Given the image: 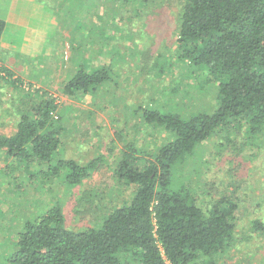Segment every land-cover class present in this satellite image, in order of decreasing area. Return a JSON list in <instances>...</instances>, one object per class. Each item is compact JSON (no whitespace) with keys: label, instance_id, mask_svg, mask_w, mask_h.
Returning <instances> with one entry per match:
<instances>
[{"label":"rangeland","instance_id":"374dc122","mask_svg":"<svg viewBox=\"0 0 264 264\" xmlns=\"http://www.w3.org/2000/svg\"><path fill=\"white\" fill-rule=\"evenodd\" d=\"M184 2L0 0V16L8 15L11 22H21L14 38L6 40L8 48L19 54L18 61L24 65L41 56L46 58H40L36 66L42 68L38 70L41 76L13 74L11 78L17 79L18 86L0 97V116L15 113L10 99L31 87L55 97L62 119V140L49 163L26 166L27 161L15 171L0 151V238L8 240V246L0 244V264H7L6 256L15 248L13 242L22 229L21 218L32 219L59 203L65 209L67 226L85 229L98 221V216L108 215L114 207L129 201L134 188L118 185L113 174L125 144L134 141L139 147L154 151L173 137L170 132L169 135L144 124V108L165 106L185 116L197 108L210 111L214 106L215 87L199 77V71L173 57L177 19ZM47 13L55 19V26L45 28L42 19ZM60 26L61 33L54 36ZM29 31L36 34L26 37ZM48 31L55 34L46 37ZM75 38L85 44L84 55L91 68L105 62L110 69V79L97 93L81 94L78 99L61 91L62 83L76 71L72 42ZM0 54H4L1 49ZM0 63L3 68L8 67L2 60ZM170 64L163 72L159 69ZM0 79L10 80L4 76ZM224 135L217 133L204 142L201 150L197 149L203 157L189 159L176 171L174 179L179 185L181 181L191 184L203 206L223 195L239 198V240L236 248L218 262L250 264L256 259L255 250L264 256V236L252 227L254 220L264 223V135L249 142L238 134L227 145ZM16 159L12 157L13 164H19ZM62 159H76L82 164L95 162L96 167L82 184L72 186L65 179L69 169L55 168ZM14 171L16 178L11 175Z\"/></svg>","mask_w":264,"mask_h":264},{"label":"trees","instance_id":"16d2710c","mask_svg":"<svg viewBox=\"0 0 264 264\" xmlns=\"http://www.w3.org/2000/svg\"><path fill=\"white\" fill-rule=\"evenodd\" d=\"M4 24L0 19V38ZM177 30L173 57L215 87L214 106L185 116L165 106L144 108V124L173 137L154 151L134 141L125 144L113 174L118 185L134 188L129 201L85 229L69 228L59 203L25 218L7 264H219L236 248L239 198L223 195L203 206L191 184L179 185L174 176L189 159L203 157L197 149L217 133L225 134V145L238 134L249 142L264 135V0H185ZM75 39L76 71L61 91L78 99L97 93L110 69L104 62L91 68L85 44ZM4 70L10 79L14 72ZM15 99L19 121L13 134L0 133V150L15 171L27 161L26 166L49 163L62 140L55 97L30 87ZM62 167L69 169L67 183L76 186L96 163L62 159L55 168ZM252 227L264 236L263 222L254 220Z\"/></svg>","mask_w":264,"mask_h":264},{"label":"crops","instance_id":"0c3cea01","mask_svg":"<svg viewBox=\"0 0 264 264\" xmlns=\"http://www.w3.org/2000/svg\"><path fill=\"white\" fill-rule=\"evenodd\" d=\"M10 8H8L7 10L10 11ZM53 15H55V14H53ZM0 19L4 20V22H5V24H4L5 29L3 31V34L1 36V38H0V49L3 50V53L4 54L3 55L0 54V60H2V62L6 66H8L11 69L12 72H14V73L16 72V74H18V75H21V76H23V75H26V76H36V74H38L39 76H41L40 71L38 73V70H41L42 68H37L36 66H39L40 58L41 59H46V58H43L41 56V57H39V59L35 60L34 62H32L30 64L24 63V65H22L23 63L20 62V61H18V55L19 54L17 55L16 52H14V51H12V50H10L8 48L9 45L6 42V40L7 39H13L14 38V34L16 33V31L20 30V23L21 22H19V23L15 22V21H17V19H15V20H13V22H11L12 18L10 19V16H8V15L5 16V17H1L0 16ZM42 20H43L42 23L45 24V28H47L49 26H55V23H54V20L55 19L51 18V15L48 14V13H47V15ZM42 23L39 26L41 29H42ZM84 27H88V26H84ZM34 34H36V32L29 31L25 36L26 37H29V36H32ZM51 34H55V33L48 31L44 35L46 37L48 35H49V37H51ZM81 34H85V32L82 31ZM54 36H57V35H54ZM77 36H78V33H77ZM78 41H80V40L78 39ZM78 41L76 39V42H78ZM46 52H47V50H46ZM46 52H45V54H46ZM106 58H108V57H106ZM36 62H38V63H36ZM42 66H43V63L41 64V67ZM27 68H29L30 71H28L26 73ZM33 70L36 71L37 73H35ZM14 83H16V82H13V80L11 81V80H2V79H0V97L3 96V93L4 92H8L7 90H10L13 87L18 86V85H15ZM15 93H16V89H15ZM11 95H12V93H11ZM10 100H11V102H10L11 104L10 105H12V106L14 105V101H17V99H15V98L14 99H10ZM4 102H9V99H5ZM76 104H81V103L78 102ZM14 115H16V116H14ZM18 121H19V114H17L16 111H15V113H13L12 111H10V112H8L7 115H1L0 116V125H2V126H0V133L1 134H6V135L13 134L14 133L13 131L15 129V125H16V123ZM0 151H2V150H0ZM2 171H3V169H1V167H0V172H2ZM32 202H30V204ZM21 221H22V223H25L26 222V219L25 218H21ZM260 236H262V235L260 234ZM6 239L7 238L4 237V240H5L4 241V240H2L0 238V241L3 242V243H0V244L7 245L8 244V240H6ZM13 245L15 246V240L13 242ZM12 249L13 248H9V250H12ZM256 252L257 251L255 250L254 256L256 257V259L251 260L250 261V264H261L262 262L264 264V256L262 255L263 253L261 254L260 252H257V253ZM259 255H261V257L259 259H257V256H259Z\"/></svg>","mask_w":264,"mask_h":264},{"label":"built area","instance_id":"2783aa9c","mask_svg":"<svg viewBox=\"0 0 264 264\" xmlns=\"http://www.w3.org/2000/svg\"><path fill=\"white\" fill-rule=\"evenodd\" d=\"M0 76L6 77V71L4 70L3 66L0 63Z\"/></svg>","mask_w":264,"mask_h":264}]
</instances>
